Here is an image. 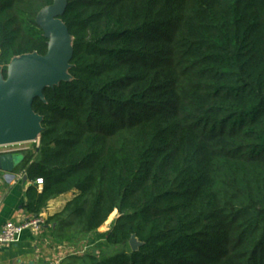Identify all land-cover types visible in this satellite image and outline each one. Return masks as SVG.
I'll list each match as a JSON object with an SVG mask.
<instances>
[{
  "label": "trees",
  "instance_id": "trees-1",
  "mask_svg": "<svg viewBox=\"0 0 264 264\" xmlns=\"http://www.w3.org/2000/svg\"><path fill=\"white\" fill-rule=\"evenodd\" d=\"M53 1L0 0L5 78L47 54ZM60 18L72 80L15 153L29 218L73 194L44 228L86 264H264V0H68Z\"/></svg>",
  "mask_w": 264,
  "mask_h": 264
},
{
  "label": "water",
  "instance_id": "water-1",
  "mask_svg": "<svg viewBox=\"0 0 264 264\" xmlns=\"http://www.w3.org/2000/svg\"><path fill=\"white\" fill-rule=\"evenodd\" d=\"M67 4L68 0H54L36 18L48 40L46 55L33 53L13 58L7 66L6 78L0 65V147L38 142L43 117L34 112V101L45 102V89L72 80L69 70L74 38L60 18ZM21 159L19 154L0 155V171L13 172ZM129 243L133 251L141 246L135 235Z\"/></svg>",
  "mask_w": 264,
  "mask_h": 264
},
{
  "label": "crops",
  "instance_id": "crops-1",
  "mask_svg": "<svg viewBox=\"0 0 264 264\" xmlns=\"http://www.w3.org/2000/svg\"><path fill=\"white\" fill-rule=\"evenodd\" d=\"M19 176L20 173L0 171V233L6 222L20 223L29 219L23 205L31 182ZM72 197L73 194H65L50 201L44 210V217L58 213ZM78 248L59 243L47 228L37 234L26 230L15 243L0 244V264H41L46 261L86 264V257H83L85 250L79 252Z\"/></svg>",
  "mask_w": 264,
  "mask_h": 264
},
{
  "label": "built area",
  "instance_id": "built-area-1",
  "mask_svg": "<svg viewBox=\"0 0 264 264\" xmlns=\"http://www.w3.org/2000/svg\"><path fill=\"white\" fill-rule=\"evenodd\" d=\"M19 146L20 145H9V146L0 147V155L15 154L17 152L23 151L16 148ZM19 177L23 178L24 174L21 173ZM43 184H44L43 178H38L36 180V185L39 188H42ZM45 224H46V217L44 216L31 217L20 223H14L12 221L6 222L2 227L0 233V244L10 245L15 243L26 230H29L34 234L40 233L43 230ZM41 264H55V263L51 261H46Z\"/></svg>",
  "mask_w": 264,
  "mask_h": 264
},
{
  "label": "rangeland",
  "instance_id": "rangeland-1",
  "mask_svg": "<svg viewBox=\"0 0 264 264\" xmlns=\"http://www.w3.org/2000/svg\"><path fill=\"white\" fill-rule=\"evenodd\" d=\"M16 148H18L19 150H24V151L25 150H33L34 145L32 143H28V144H22ZM115 218H116V214L113 215L112 218L109 220V222L101 229V232L108 231ZM88 241H90V239ZM86 243H88V242H86ZM94 249H95V247H91V251Z\"/></svg>",
  "mask_w": 264,
  "mask_h": 264
}]
</instances>
